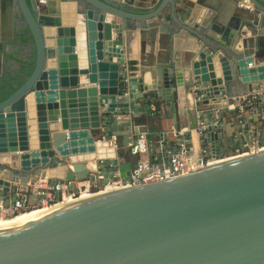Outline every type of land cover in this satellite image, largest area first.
Segmentation results:
<instances>
[{"label":"water","instance_id":"1","mask_svg":"<svg viewBox=\"0 0 264 264\" xmlns=\"http://www.w3.org/2000/svg\"><path fill=\"white\" fill-rule=\"evenodd\" d=\"M228 2L0 0V48L19 10L36 49L32 73L0 101V200L35 198L30 183L48 171L73 188L122 180L0 222V264H264V145L222 156L225 115L264 113V0H243L236 13ZM181 29L198 40L185 62L173 42ZM152 109L172 120L158 139L177 141L167 160L197 142L211 161L127 182L139 159L132 143L158 138ZM100 144L113 155L96 158Z\"/></svg>","mask_w":264,"mask_h":264},{"label":"built area","instance_id":"2","mask_svg":"<svg viewBox=\"0 0 264 264\" xmlns=\"http://www.w3.org/2000/svg\"><path fill=\"white\" fill-rule=\"evenodd\" d=\"M244 127H247L246 122H244ZM250 133L233 153L222 156L258 151L264 145V142L261 141L255 127ZM111 141L112 146L116 147V140L113 139ZM131 151L139 155L131 178L127 180V182L132 184L186 174L211 161V157L194 156L192 152H186L185 148L179 151H171L168 161H156L150 156V142L147 133L139 134L135 142L132 143ZM167 164H170V166H167ZM143 174L144 176H142ZM109 184L118 186L122 184V180L110 181L108 184H103L101 178H96L82 184L77 183V187L73 188L71 182L67 180L50 182L48 178L40 177L35 183H30V186H33L35 198H31L28 193L18 191L9 201L0 200V220L12 219L23 212L57 204L66 198L76 199L81 197L84 192L91 194L95 191L104 190Z\"/></svg>","mask_w":264,"mask_h":264},{"label":"crops","instance_id":"3","mask_svg":"<svg viewBox=\"0 0 264 264\" xmlns=\"http://www.w3.org/2000/svg\"><path fill=\"white\" fill-rule=\"evenodd\" d=\"M143 1H147V0H143ZM220 1L223 2L224 0H220ZM228 4L230 8H233V11L235 10L234 13H236V11L238 10V6L244 3H243V0H229ZM169 11L170 10L167 9L164 15L166 16L167 14H169ZM170 26H173V22H171ZM170 31L173 32L174 30L170 29ZM179 34H180L179 36L176 35L173 39L174 48L175 50L180 52V56H179L180 61L185 62L188 58V53L191 52L192 50H196V46L198 45V40L196 37L188 34L186 30L184 29H181ZM0 36H2L1 30H0ZM5 38L7 37H4L2 39L4 40ZM159 38H160V35L158 33L157 42H156L157 49L159 45ZM224 101H222V103H224ZM259 103H260L259 101H255L256 105H258ZM259 109H260L259 107H256V110H258V112L252 109L247 111L246 115L250 121L240 122L239 120L237 122V120L239 119L237 115L235 116L231 114L225 115L226 133H227L226 135H227V138L230 139V141H228L230 142V144L223 151L224 154H227L229 150L231 153H233L235 149L239 147L241 143L251 134L250 132L254 130V127L258 131L260 139L263 137L264 135V113L259 114V111H260ZM262 110H264V108ZM148 114L151 117L150 119L151 121H149V126L152 125V127H154L153 132L156 133V136H158L157 139H152L153 136L151 134H147L149 137V142H150V156L151 158L156 156L158 158L157 161H160V162L168 161L167 152L169 150H173L177 146V141L175 137L172 135L169 136V138L167 135H165L164 143L158 139L161 134L169 132L170 128L172 127V120L168 118L164 112H161V111H159L158 114H155L154 110L152 109L150 112H148ZM244 122H246L247 127H244ZM158 142H159V145L157 144ZM194 144L195 145H194V149L192 153L194 156H199L200 146L198 145L197 142H195ZM231 153H228V154H231Z\"/></svg>","mask_w":264,"mask_h":264},{"label":"flooded vegetation","instance_id":"4","mask_svg":"<svg viewBox=\"0 0 264 264\" xmlns=\"http://www.w3.org/2000/svg\"><path fill=\"white\" fill-rule=\"evenodd\" d=\"M13 33L11 37L3 40L1 45V53L3 56V71L0 78L8 80L9 76L21 75V69L25 67H33L35 65L36 49L33 38L23 41V37L32 36L27 31V25L20 11L17 10L14 16ZM22 76L27 77L28 74ZM11 81V79H9Z\"/></svg>","mask_w":264,"mask_h":264},{"label":"bare ground","instance_id":"5","mask_svg":"<svg viewBox=\"0 0 264 264\" xmlns=\"http://www.w3.org/2000/svg\"><path fill=\"white\" fill-rule=\"evenodd\" d=\"M83 34H84V30L83 28H81L80 30V41L83 40ZM83 42V41H82ZM81 53L83 55V61L86 62V58L84 56V50H81ZM32 97H29V102L30 104H32ZM114 153V150L110 147V146H107L105 144H100L99 145V149H98V152H97V156L96 158H104V157H111ZM89 167L91 169H95L96 168V162L94 159H90L89 161ZM48 175H49V171H48V174L46 175L47 177H41V178H48ZM115 188H118L117 186H115V184H109L106 189H104L103 191L99 192V193H102V192H105V191H109V190H112V189H115ZM91 195H95V194H89L88 192H84V194L79 198H84V197H87V196H91ZM74 200H77V199H74V198H66L65 200H63L62 202H59L57 204H53V205H49V206H44V207H40V208H36V209H32V210H29V211H26V212H23L21 213L20 215L14 217V218H17V217H20V216H23V215H26V214H30V213H33V212H37V211H42V210H46V209H50V208H53V207H56V206H59L63 203H66V202H70V201H74ZM12 218V219H14ZM8 220H11V219H8ZM2 221H7V220H0V222Z\"/></svg>","mask_w":264,"mask_h":264},{"label":"trees","instance_id":"6","mask_svg":"<svg viewBox=\"0 0 264 264\" xmlns=\"http://www.w3.org/2000/svg\"><path fill=\"white\" fill-rule=\"evenodd\" d=\"M27 31H29V28H26ZM30 38H32V36L28 37L25 36L23 37V41H28ZM33 67L29 66V67H24L21 69V75H16V76H9L8 80H2L0 78V101L6 99L13 91H15L24 81L25 78L24 76H22L23 74H28V76L32 73L33 71ZM9 79H11V81H9Z\"/></svg>","mask_w":264,"mask_h":264},{"label":"rangeland","instance_id":"7","mask_svg":"<svg viewBox=\"0 0 264 264\" xmlns=\"http://www.w3.org/2000/svg\"><path fill=\"white\" fill-rule=\"evenodd\" d=\"M248 120H249V119H248ZM238 121H239V120H237V122H238ZM249 121H250V120H249ZM261 141L264 142V135H263V137L261 138ZM228 153H231L230 150L228 151ZM228 153H227V154H228ZM48 178H49V177H48ZM53 181H55V179H52V182H53Z\"/></svg>","mask_w":264,"mask_h":264}]
</instances>
